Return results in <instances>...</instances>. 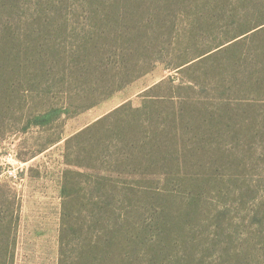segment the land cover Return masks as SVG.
Here are the masks:
<instances>
[{
    "label": "trees",
    "instance_id": "obj_1",
    "mask_svg": "<svg viewBox=\"0 0 264 264\" xmlns=\"http://www.w3.org/2000/svg\"><path fill=\"white\" fill-rule=\"evenodd\" d=\"M25 6L0 0V140L92 108L158 63L180 75L67 139L66 164L86 168L70 144L120 114L121 147L109 153L106 143L103 158L139 180L116 194L99 177L100 227L87 236L70 226L75 173L64 171L58 264H264V189L219 188L247 184L239 169L264 174V0H63L39 23ZM58 32L60 41L43 43ZM7 254L4 243L0 264H13Z\"/></svg>",
    "mask_w": 264,
    "mask_h": 264
},
{
    "label": "rangeland",
    "instance_id": "obj_2",
    "mask_svg": "<svg viewBox=\"0 0 264 264\" xmlns=\"http://www.w3.org/2000/svg\"><path fill=\"white\" fill-rule=\"evenodd\" d=\"M62 1L23 0L27 6L25 11L28 9L29 13H33V23L40 22L45 10L49 13L51 8L52 10L62 8ZM189 18V15L180 17L177 24L187 23ZM49 19L53 28L58 20L61 21L62 14L52 15ZM194 33L196 34L197 31L195 30ZM60 37L59 32L47 33L42 37V41L43 43L51 42L53 39L60 41ZM206 41L207 39L199 41V46L202 47ZM58 73L59 65L56 75ZM197 75L198 73H195L194 76ZM178 76L180 75L177 70L166 69L164 64L158 63L150 73L140 76L92 108L81 109L74 115H63L45 127H33L25 133L7 135L0 140V246L4 243L9 244L7 257L13 258V264H58L60 219L64 201L61 183L66 170L75 173L71 176L74 179L72 183L75 185L73 188L69 185L71 196L69 195L70 198L66 201L68 203L66 211L70 212V226L76 228V224L79 225L84 228L87 236L97 232L100 227L97 220L103 209V200L98 199L99 177L110 178L111 183L108 189L116 188L114 189L116 194L117 187L123 185L122 181L132 183L133 180H139L133 176H117L114 174L116 171L127 172L131 166L127 168L120 166L115 163L113 156L108 159L103 158L105 155L102 154V147L106 143L110 146L109 153H114L121 147L119 127L122 117L119 114L109 122L107 121L106 132H101L102 127H100L90 132L88 138H79L70 144L68 152L71 160L80 159L86 168L66 164L64 146L67 139L73 138L81 130L110 115L125 102H130L133 107L140 106L142 101L140 95L161 80L168 78L174 80L173 85H177ZM87 80H89L88 77L83 81ZM80 83L73 84L72 90L76 91L85 87L82 82ZM90 83L91 79L88 86L91 85L94 89L95 87ZM196 92L201 93L197 90ZM177 93L184 92L177 90ZM151 94L168 95L169 93L164 88L155 90ZM52 101L57 103L58 96ZM103 138L106 140L105 144L102 141ZM78 149L83 150L78 151ZM258 169L248 167L234 172L247 184L237 186L227 184L219 188L241 187V190H245L251 186L254 191L255 189L263 190L264 186L261 184L264 183V174ZM109 171L112 173H107ZM78 173L80 175H77ZM116 200H121L120 195L116 196L112 207L117 205ZM123 206H125L124 203ZM237 216V221H243L245 212L239 211ZM84 236L85 233L80 238ZM73 250V245L68 247L69 255L73 254Z\"/></svg>",
    "mask_w": 264,
    "mask_h": 264
}]
</instances>
